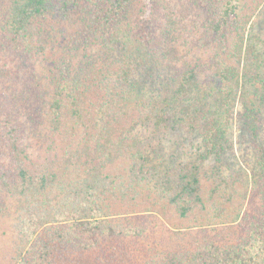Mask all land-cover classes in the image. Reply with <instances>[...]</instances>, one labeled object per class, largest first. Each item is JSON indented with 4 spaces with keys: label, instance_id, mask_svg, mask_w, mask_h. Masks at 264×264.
<instances>
[{
    "label": "trees",
    "instance_id": "1",
    "mask_svg": "<svg viewBox=\"0 0 264 264\" xmlns=\"http://www.w3.org/2000/svg\"><path fill=\"white\" fill-rule=\"evenodd\" d=\"M261 1L0 0V264H264ZM175 124L202 147L158 164Z\"/></svg>",
    "mask_w": 264,
    "mask_h": 264
},
{
    "label": "rangeland",
    "instance_id": "2",
    "mask_svg": "<svg viewBox=\"0 0 264 264\" xmlns=\"http://www.w3.org/2000/svg\"><path fill=\"white\" fill-rule=\"evenodd\" d=\"M150 2L148 3V13L149 15V9H150ZM264 7V0L260 2V7L256 9V12L254 14V17L252 20L255 19V21L259 18L258 16V11ZM256 15V16H255ZM262 28L261 31L264 32V28ZM51 64V62H50ZM50 65L45 67V70H47ZM47 72V71H46ZM237 113V112H236ZM72 124L69 123L67 125V128H69ZM42 131H46V127L42 126ZM80 129L79 127L76 128ZM90 131V129H89ZM94 134V131L91 130ZM79 132V135L72 136L67 142L71 143L73 147L78 146L81 144V147L84 149L85 147L88 146H93L96 138L94 139H88L86 137V132L82 134V132ZM73 133V132H72ZM136 133V132H135ZM141 139H144V136L147 135V133L140 132L138 134ZM229 136L232 137V139L235 142V150L238 156V160L243 162L244 164L246 162H249L250 165L253 162L254 156L253 154L248 152L247 146H249V142H244L247 139L246 136H244V132L241 129V124L239 123L237 119V115L233 120V125L232 128L229 129ZM32 140L30 141V146H29V155L33 160L37 157L38 153L40 152V149L37 146V139L35 137H31ZM42 139V138H41ZM44 141V139L42 140ZM153 146L151 148V156L155 160L156 163H160L164 166H180V165H187L190 162L194 161L197 156V151L200 150L202 147V137L200 133L196 130L190 129V128H183L179 124H175V126L172 127L170 131L165 133L164 135L160 137H156L152 141ZM43 146V145H42ZM45 147V144L44 146ZM72 148V147H71ZM81 148V149H82ZM70 149V148H68ZM248 155V156H247ZM232 163L233 158H232ZM215 162V156H211L208 158V160L205 161L203 168H202V179L204 184L208 187L211 188L214 184V179L210 178V175L212 174V165ZM9 163L8 155L6 153V148L2 142H0V166L2 165H7ZM231 168V165L229 166L228 164L225 165L222 168V171L225 173H228ZM165 216H164V221L167 225L168 228H179V227H186L189 226L191 223H193V219H180L175 213L169 211L168 209L164 210ZM11 226V222H7L4 226V228L1 230L0 229V235L6 237L9 235V229L8 227ZM2 233V234H1Z\"/></svg>",
    "mask_w": 264,
    "mask_h": 264
}]
</instances>
